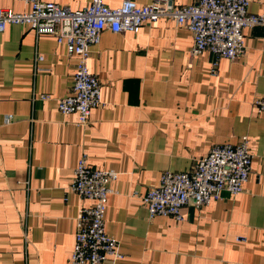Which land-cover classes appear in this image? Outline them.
<instances>
[{"label": "crops", "instance_id": "crops-1", "mask_svg": "<svg viewBox=\"0 0 264 264\" xmlns=\"http://www.w3.org/2000/svg\"><path fill=\"white\" fill-rule=\"evenodd\" d=\"M46 1L75 10L92 0ZM1 4L28 9L20 0ZM249 11L264 13V0H250ZM244 36L245 53L220 59L214 74V55H192V32L174 20L137 33L105 29L88 59L102 104L80 125L77 113L58 109L76 58L54 36L9 24L0 33V264H71L78 212L92 203L70 190L83 154L91 167L119 173L105 230L122 257L104 264H264V114L253 104L264 95V29ZM245 135L253 161L243 192L186 205L181 222L150 216L143 197L164 172L191 171L214 146Z\"/></svg>", "mask_w": 264, "mask_h": 264}, {"label": "built area", "instance_id": "built-area-1", "mask_svg": "<svg viewBox=\"0 0 264 264\" xmlns=\"http://www.w3.org/2000/svg\"><path fill=\"white\" fill-rule=\"evenodd\" d=\"M20 1L28 6L27 10L4 8L0 0V33L9 24L28 26L38 35L54 36L76 58L73 84L68 94L58 100V109L63 114L77 113L80 125L87 124L92 109L102 104L101 82L90 71L88 59L105 29L137 33L143 25L161 18L174 20L192 32V55L204 51L214 55L211 70L214 74L220 59L233 60L245 53V28L264 29V13L250 12V0H196L184 6H178L174 0H153L145 5L122 0L117 7L109 6L105 0H92L75 10L53 1ZM43 59L36 56L38 61ZM253 104L258 113L264 114V95L256 97ZM252 161L247 135L235 144L216 145L196 161L191 171L164 172L160 184L151 188L143 201L150 216H172L181 222L186 205L201 209L221 199L224 192L233 196L243 192ZM118 174L114 169L91 167L87 154L79 158L70 190L92 203L78 212L71 264H104L109 256L122 257L119 241L105 230L107 203Z\"/></svg>", "mask_w": 264, "mask_h": 264}]
</instances>
